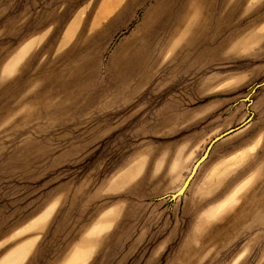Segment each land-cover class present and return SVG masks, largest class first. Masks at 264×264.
<instances>
[{
    "label": "rangeland",
    "instance_id": "rangeland-1",
    "mask_svg": "<svg viewBox=\"0 0 264 264\" xmlns=\"http://www.w3.org/2000/svg\"><path fill=\"white\" fill-rule=\"evenodd\" d=\"M0 264H264V0H0Z\"/></svg>",
    "mask_w": 264,
    "mask_h": 264
},
{
    "label": "water",
    "instance_id": "water-1",
    "mask_svg": "<svg viewBox=\"0 0 264 264\" xmlns=\"http://www.w3.org/2000/svg\"><path fill=\"white\" fill-rule=\"evenodd\" d=\"M259 85L260 84H258L257 86H259ZM235 129H237V128L229 129V130H227L225 132H222V133L216 135L215 137H213L211 139V141L209 142V144L206 146V149H205L204 153L194 163V165H193V167L191 169V172L186 177V179H185L183 185L181 186V188L178 191L171 193V195H170L171 199H176L178 196L182 195L185 192V190H183V189L189 185V183L191 182V180L193 179V177L195 175V172L197 171L198 166L207 158L211 147L216 142H218L219 140H221L222 138H224L225 136H227L231 132H234Z\"/></svg>",
    "mask_w": 264,
    "mask_h": 264
},
{
    "label": "crops",
    "instance_id": "crops-1",
    "mask_svg": "<svg viewBox=\"0 0 264 264\" xmlns=\"http://www.w3.org/2000/svg\"><path fill=\"white\" fill-rule=\"evenodd\" d=\"M74 25H75V21H73L67 28H66V30L64 31V33H63V36H62V40H61V42H63L64 40H67L68 39V36H70V34L73 32V29H74ZM32 46V42H29L28 44H26L25 45V47L22 49V52H19V54L17 55V58H15V59H19V58H21L28 50H29V48ZM17 61V60H16ZM245 150H241V151H239L237 154H235V155H233V156H231V158L230 159H232V158H234L235 156H238L240 153H242V152H244ZM222 166V163H221V165L219 166V167H221ZM81 241H83V240H81ZM78 248H81V247H77V248H75V250H74V252L78 249ZM74 252H73V254H74ZM72 254V255H73ZM71 255V256H72ZM70 256V257H71ZM25 257V256H24ZM23 260V259H22ZM21 263V262H20Z\"/></svg>",
    "mask_w": 264,
    "mask_h": 264
},
{
    "label": "bare ground",
    "instance_id": "bare-ground-1",
    "mask_svg": "<svg viewBox=\"0 0 264 264\" xmlns=\"http://www.w3.org/2000/svg\"><path fill=\"white\" fill-rule=\"evenodd\" d=\"M208 144H209V143H208ZM208 144H207V145H208ZM203 153H204V152H203ZM203 153H202V154H203ZM202 154H201V155H202ZM201 155H200V156H201ZM200 156H199V157H200ZM199 157H198V158H199ZM196 161H197V160H196ZM196 161H195V162H196ZM195 162H194V163H195ZM194 163L192 164L191 169H192ZM197 166H198V165H197ZM198 167H199V166H198ZM191 169H190L189 173L191 172ZM197 169H198V168H197ZM196 172H197V171H196ZM196 172H195V173H196ZM189 173H188V174H189ZM188 174H187V176H188ZM187 176H186V177H187ZM186 177H185V179H186ZM185 179H184V181H185ZM184 181L182 182V184L180 185V187H179L176 191H178V190L181 188V186L183 185ZM187 187H188V186H187ZM187 187H185L183 190H186ZM176 191H175V192H176Z\"/></svg>",
    "mask_w": 264,
    "mask_h": 264
}]
</instances>
